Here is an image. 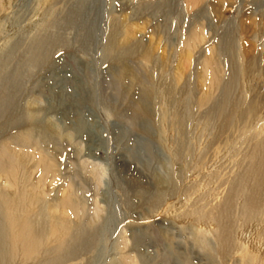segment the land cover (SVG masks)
<instances>
[{
	"label": "rangeland",
	"instance_id": "374dc122",
	"mask_svg": "<svg viewBox=\"0 0 264 264\" xmlns=\"http://www.w3.org/2000/svg\"><path fill=\"white\" fill-rule=\"evenodd\" d=\"M194 1L0 0V144L44 152L58 178L25 203L37 219L15 212L40 244L8 264H264L242 241L264 247V0ZM123 68L146 80L144 112ZM64 183L81 220L47 210ZM45 215L81 246L56 250Z\"/></svg>",
	"mask_w": 264,
	"mask_h": 264
},
{
	"label": "bare ground",
	"instance_id": "6f19581e",
	"mask_svg": "<svg viewBox=\"0 0 264 264\" xmlns=\"http://www.w3.org/2000/svg\"><path fill=\"white\" fill-rule=\"evenodd\" d=\"M154 33L159 35V37L162 34L161 31L157 28L154 29ZM195 34L197 35V32H195ZM191 38L192 36L188 39L185 45L190 44L188 43L190 41L192 42ZM214 56H216L214 52L208 54L209 59L210 57ZM216 67L214 68V71H216ZM209 73H211V71L206 68V74ZM178 81L179 79H177V82ZM219 82L220 81L216 80V78L211 81V84L214 87V91L218 89ZM119 83L123 87L124 92H126L127 96L131 92L133 83H136L141 86V89L138 92L139 95H137V99H135L134 102L137 103V111L144 112L146 108L144 105V100L141 99L140 95H142L143 92H148L149 90L146 80L142 76H138L137 73H134L132 69L123 68L119 75ZM261 101L262 99L259 101V103ZM259 103L254 104V100H250L247 104V107L244 109L243 114L246 113L250 117H255L258 113L257 111ZM244 104L245 102H240L239 99H235L232 103L233 108L236 107V109L243 107ZM139 118L140 117L138 116V119ZM261 121H263V118L260 119L258 122L260 123ZM0 156V181H2L8 187V189L11 191V195L13 196L9 198L0 195V264H8L10 259H16V254H18L20 251L23 252L22 257L24 260L31 256L33 257L36 253L37 247L40 244V241L36 242L35 240L30 239L29 227L21 225L19 228H16L17 219L15 218V212L22 211L25 203L28 200H30V205H34V202L35 200H37V197L39 195H42V192L39 191V186L42 182L47 180L56 184L58 182V178L57 173L55 171L56 165L54 161L49 158L44 152L36 151V148H31V146L27 147V150H22L20 149V145H17L16 142L4 141L0 144ZM37 171H39L40 173L39 176L37 178H32L34 172ZM248 175H250L251 178H256L258 180L257 188L258 185L262 184L263 180L259 178V171H251ZM74 198L75 194L72 190V186L67 183H64V186H62L59 192L57 202L49 206L47 210L48 212L61 210L65 212L61 214H65L71 217L72 219L81 220L85 217L84 206L81 203L75 202ZM15 201H17V203L22 204V208L17 206L15 204ZM2 204H6L8 206L14 205L16 207V211L12 210L8 214L9 219L4 220L3 218L4 213L2 210ZM59 206L61 209L59 208ZM23 212L27 213L26 218L24 219L26 225H29L31 221L37 219L36 213L31 214L25 209L23 210ZM36 224L40 227V234H44L47 229L50 230L51 238L55 240L54 243H58L56 246V250H60L61 248H70L75 250L76 248L78 249L81 246H78L74 242L75 240L72 239L73 236L71 234V231L64 224V222L58 223L54 220H49L48 217L45 215L41 219V221H37ZM10 232H12L13 234L11 242L7 241V237ZM248 232H250L249 229L242 233V241H244V243L249 248H251L252 251L255 252V254H260V251L264 249L261 244L262 242L260 243L256 238L250 236L251 233L249 235Z\"/></svg>",
	"mask_w": 264,
	"mask_h": 264
}]
</instances>
